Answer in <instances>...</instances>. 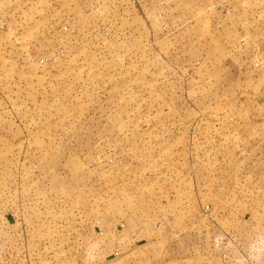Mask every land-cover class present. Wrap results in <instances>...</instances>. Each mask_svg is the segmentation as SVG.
<instances>
[{
	"label": "rangeland",
	"instance_id": "374dc122",
	"mask_svg": "<svg viewBox=\"0 0 264 264\" xmlns=\"http://www.w3.org/2000/svg\"><path fill=\"white\" fill-rule=\"evenodd\" d=\"M0 264H264V0H0Z\"/></svg>",
	"mask_w": 264,
	"mask_h": 264
},
{
	"label": "built area",
	"instance_id": "2783aa9c",
	"mask_svg": "<svg viewBox=\"0 0 264 264\" xmlns=\"http://www.w3.org/2000/svg\"><path fill=\"white\" fill-rule=\"evenodd\" d=\"M206 209H207V207H206ZM121 227H123V225H120ZM115 255H116V253H115Z\"/></svg>",
	"mask_w": 264,
	"mask_h": 264
}]
</instances>
